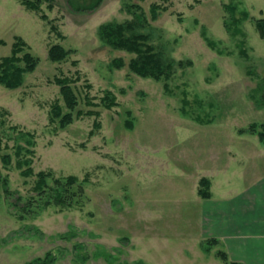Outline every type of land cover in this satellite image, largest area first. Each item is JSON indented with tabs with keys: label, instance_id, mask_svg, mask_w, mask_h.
Listing matches in <instances>:
<instances>
[{
	"label": "rangeland",
	"instance_id": "rangeland-1",
	"mask_svg": "<svg viewBox=\"0 0 264 264\" xmlns=\"http://www.w3.org/2000/svg\"><path fill=\"white\" fill-rule=\"evenodd\" d=\"M90 1L54 0L52 9L45 2L44 20L19 0H0V58L18 35L40 58L21 87L0 83V264H29L50 252L52 264H225L200 244L217 227L228 232L231 220L221 219L236 217L242 188L264 170L259 136L240 133L264 123V39L255 23L264 18V0H104L95 11L77 8ZM153 3L164 7L155 19ZM133 5L148 17L142 31L152 33L151 43L192 62L169 80L111 65L134 54L104 43L98 29L133 19ZM54 43L75 52L53 62ZM77 73L81 96L88 84L96 103L106 90L117 95L112 109L81 101L100 111L99 128L95 116L66 128L51 121L60 93L50 79ZM18 159H32L34 176L22 174L28 164L19 167ZM41 170L86 178L82 204L27 207ZM204 175L214 183L212 200L197 192ZM221 241L214 250L232 242Z\"/></svg>",
	"mask_w": 264,
	"mask_h": 264
},
{
	"label": "trees",
	"instance_id": "trees-1",
	"mask_svg": "<svg viewBox=\"0 0 264 264\" xmlns=\"http://www.w3.org/2000/svg\"><path fill=\"white\" fill-rule=\"evenodd\" d=\"M19 1L27 10L41 13V18L44 20H48L49 17L44 12L42 5L47 2V6L50 9L54 7V0ZM103 1L104 0H91L90 3L79 5L77 8L79 10L84 9L95 11L101 6ZM71 4L73 5L72 0ZM133 8L134 10H132ZM163 8L161 5L153 3L151 6L152 18L155 19L159 17ZM129 9L133 11H131L134 15L133 19L124 22H118L115 20L105 22L101 24L98 29V35L104 43L115 49L125 50L134 54L128 63H126L123 57L114 58L111 63L113 67L122 68L128 65L133 73L142 77H151L157 80H169L178 67L183 68L186 63H192L191 61H176L173 58L166 57L161 49H158L155 44L151 43L152 33L142 31L150 23L143 8L140 5H133ZM255 23L261 38L264 39V18H257ZM51 29L57 31L59 37H63V34L59 31L56 25L53 24ZM1 43H4V41ZM74 52L75 49H68L61 43H54L49 47L48 58L53 62H62L67 60ZM77 63L78 61H73V64ZM39 64L40 58L31 52L29 43L22 36L18 35L15 37L11 53L0 58V83L6 88L17 89L24 84L25 76L28 73L34 72ZM79 80L80 76L78 73L76 76L55 75L53 79H50L51 82L59 86L60 93V98L54 101L51 105V121L56 122L60 128H66L77 119L87 116H95L94 126L95 128H99L101 126L99 120L100 111L93 108H81V101L83 100L88 106L97 107L103 105L108 109H112L119 104L117 95L111 90H106L105 94L101 97V101L96 103L94 102L95 97L91 96L88 91L91 86L90 84L87 85V91L81 96L76 85ZM261 80L263 83L261 87L262 89L258 90V92L263 91L262 94L264 95V77ZM165 86L168 87V84ZM127 126L133 128L134 121L129 119L127 121ZM247 132L258 135L261 142L264 143V123L253 122L248 128L240 130L241 134ZM92 134H94V130L90 132V136ZM27 152L34 153V151H29L28 149ZM4 160L10 162V155L4 156ZM31 160L18 159L17 161L19 167L28 164L27 168L22 171V174L25 177L34 176V169L30 165ZM36 176L37 179L33 186L35 194L30 197L27 207H31L34 203H37V206H43L44 208L55 205L62 209H67L82 204V197L85 196L86 191V178L80 180V178L74 174L57 176L51 170H41L36 173ZM211 185V178L207 176L201 177L199 180V195L203 198H210L212 196ZM5 188L8 190L6 182ZM219 243L218 238H207L202 242V249L205 253L209 254L213 251L214 247L219 245ZM216 256L226 264H245L239 260H232L228 252L224 249H218L216 251ZM54 258L55 257L50 252L47 253L45 258L37 257L29 264H52ZM120 264L147 263L143 260H135L125 261Z\"/></svg>",
	"mask_w": 264,
	"mask_h": 264
},
{
	"label": "crops",
	"instance_id": "crops-1",
	"mask_svg": "<svg viewBox=\"0 0 264 264\" xmlns=\"http://www.w3.org/2000/svg\"><path fill=\"white\" fill-rule=\"evenodd\" d=\"M257 172L259 173L255 174L253 181L246 184L245 188L241 190L242 194L240 193L241 195H239L241 200L239 201L238 208L236 207V217L223 216L221 219V223L226 219L231 220L232 223L228 225V232L223 233L220 232L221 227L210 226V228H216V230L209 232L207 235H202L205 239L218 238L220 243H222L221 237L223 239H230L232 241L231 244H228L224 250L228 252L231 259L242 261L245 264H264V170ZM200 178L198 179V189ZM211 182L212 196L210 198H203L199 195L202 199L212 200L214 198V183L212 178ZM236 193H238V190H236ZM202 242L200 244L201 247ZM218 249H213L214 251L209 254L204 251L203 253L209 256L214 254L219 259L216 256Z\"/></svg>",
	"mask_w": 264,
	"mask_h": 264
}]
</instances>
